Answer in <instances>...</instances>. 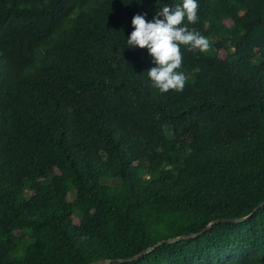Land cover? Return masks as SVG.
<instances>
[{
	"label": "trees",
	"instance_id": "trees-1",
	"mask_svg": "<svg viewBox=\"0 0 264 264\" xmlns=\"http://www.w3.org/2000/svg\"><path fill=\"white\" fill-rule=\"evenodd\" d=\"M176 3L0 0V256L264 264V206L121 261L264 200V0H198L210 49L182 48L185 88L161 94L127 37Z\"/></svg>",
	"mask_w": 264,
	"mask_h": 264
},
{
	"label": "clouds",
	"instance_id": "clouds-1",
	"mask_svg": "<svg viewBox=\"0 0 264 264\" xmlns=\"http://www.w3.org/2000/svg\"><path fill=\"white\" fill-rule=\"evenodd\" d=\"M198 10V0H181L159 8L151 21L145 18L146 13L132 18L134 30L127 37V48L147 49L155 64L147 70L148 78L161 94L185 88L187 76L179 70L183 64L182 48L199 52L210 49L209 39L187 26L197 23Z\"/></svg>",
	"mask_w": 264,
	"mask_h": 264
},
{
	"label": "water",
	"instance_id": "water-1",
	"mask_svg": "<svg viewBox=\"0 0 264 264\" xmlns=\"http://www.w3.org/2000/svg\"><path fill=\"white\" fill-rule=\"evenodd\" d=\"M264 206V200L262 202H260L258 205H256L254 207V209L246 216L243 217H229V218H219V219H213L211 220L206 227H204L201 231L196 232V233H192L189 235H181V236H177V237H173V238H168V239H163L160 240L158 242H156L155 244L145 248L144 250H142L141 252H139L138 254L128 257V258H124L121 259V261H131V260H135L138 259L139 257L144 256L145 254L151 252L155 247H157L158 245L162 244V243H169V242H175L178 241L180 239H184V238H191L194 237L196 235L202 234L204 233L207 229H209L213 224L218 223V222H239V221H243L246 220L247 218H249L250 216H252L257 210H259L261 207ZM105 261H96V262H91L88 264H100V263H104Z\"/></svg>",
	"mask_w": 264,
	"mask_h": 264
},
{
	"label": "rangeland",
	"instance_id": "rangeland-1",
	"mask_svg": "<svg viewBox=\"0 0 264 264\" xmlns=\"http://www.w3.org/2000/svg\"><path fill=\"white\" fill-rule=\"evenodd\" d=\"M213 41H215V40H213ZM217 45V47H219L220 46V44L219 43H217L216 44ZM221 55L222 56H224V52L223 51H221ZM200 71H206V68H202V69H199V68H197L194 64H193V67H192V72H200ZM202 80V79H201ZM207 114H202L201 116H200V118L201 119H204V120H206L207 119ZM94 148L96 149V150H98L99 149V146L98 145H94ZM0 261L2 262V263H7V264H17V263H15V262H13L12 260H11V257L10 256H7L6 254H2L1 256H0Z\"/></svg>",
	"mask_w": 264,
	"mask_h": 264
}]
</instances>
